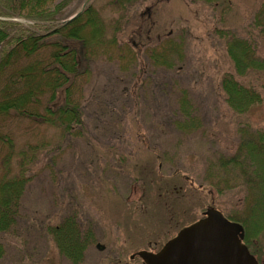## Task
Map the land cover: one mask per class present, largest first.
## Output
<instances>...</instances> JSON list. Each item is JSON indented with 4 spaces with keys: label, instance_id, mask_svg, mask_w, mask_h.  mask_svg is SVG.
Wrapping results in <instances>:
<instances>
[{
    "label": "rangeland",
    "instance_id": "obj_1",
    "mask_svg": "<svg viewBox=\"0 0 264 264\" xmlns=\"http://www.w3.org/2000/svg\"><path fill=\"white\" fill-rule=\"evenodd\" d=\"M260 1L66 0V20L83 6L100 20L98 43L71 89L82 123L66 133L28 119L9 121L12 172L20 151L29 155L15 224L0 233L1 264H74L49 231L68 216L86 236L76 264H135L130 254L157 251L208 207L227 217L242 215L250 204L243 200L246 186L240 179L216 188L217 174L210 178L208 167L234 155L242 129L264 130V71L252 81L261 101L243 114L226 104L219 88L222 74L233 70L226 34L247 36ZM9 19L33 24L23 16ZM175 45L179 53H173ZM56 98L61 102L64 93ZM5 145L0 143V161ZM257 188L261 194L264 183L252 186V227L244 228L243 244L264 264Z\"/></svg>",
    "mask_w": 264,
    "mask_h": 264
},
{
    "label": "trees",
    "instance_id": "obj_2",
    "mask_svg": "<svg viewBox=\"0 0 264 264\" xmlns=\"http://www.w3.org/2000/svg\"><path fill=\"white\" fill-rule=\"evenodd\" d=\"M49 1L0 0V143H6V152L0 161V233L15 224L19 198L26 181L24 174L28 161L25 160L29 155L26 151H20L18 170L12 172L10 158L14 149L11 131L7 128L9 121L28 119L35 124L59 127L66 133L82 123V111L71 89L75 85V78L85 69L82 65L88 60V54L98 43L100 20L89 6H84L80 13L66 20L61 12L66 0H61L52 8L46 7ZM123 1L114 0V4L122 5ZM24 9L26 13L22 15ZM14 16H23L33 24L25 26L9 19ZM247 33V36L232 32L226 34L225 50L233 70L223 73L219 81L226 104L239 114L249 111L261 101L252 81L264 71V57L258 54V37L264 36V0L259 2L252 17V31ZM67 40L72 44L66 43ZM74 42L77 44L73 45ZM46 48L49 53L41 59L38 54ZM173 51L179 53V46L175 45ZM158 57L155 55V59ZM160 58L164 62L166 57L161 54ZM59 90L64 93V98L57 103ZM46 93L48 97L45 99ZM180 103L187 111L185 97L180 99ZM241 132L234 155L217 158L210 163L208 172L210 178L216 172V188L220 183L229 187L231 181L241 179L247 188L243 197L246 205L252 202L253 184L262 186L264 183V130L251 131L246 128ZM262 166L263 171L260 172ZM229 171L233 172L232 178L227 174ZM210 189H213V193L220 191H215L212 186ZM258 194L260 191L257 188ZM256 201L264 208V189ZM250 204L242 213L246 216H228L242 223L247 231L252 227ZM255 208L261 216L257 205ZM49 231L59 252L76 264L81 258L86 236L79 231L75 218L68 216L51 226ZM247 240L245 233V244H248ZM2 254L0 244V258Z\"/></svg>",
    "mask_w": 264,
    "mask_h": 264
},
{
    "label": "water",
    "instance_id": "obj_3",
    "mask_svg": "<svg viewBox=\"0 0 264 264\" xmlns=\"http://www.w3.org/2000/svg\"><path fill=\"white\" fill-rule=\"evenodd\" d=\"M204 217L183 227L158 252L142 250L145 264H258L241 242L244 228L208 207ZM99 248L101 246L98 245Z\"/></svg>",
    "mask_w": 264,
    "mask_h": 264
},
{
    "label": "flooded vegetation",
    "instance_id": "obj_4",
    "mask_svg": "<svg viewBox=\"0 0 264 264\" xmlns=\"http://www.w3.org/2000/svg\"><path fill=\"white\" fill-rule=\"evenodd\" d=\"M134 257H137V259H138L137 261L134 262L135 264H145L143 259L141 258V256L139 255V253L137 251L132 253V254H130L129 259L133 260Z\"/></svg>",
    "mask_w": 264,
    "mask_h": 264
}]
</instances>
